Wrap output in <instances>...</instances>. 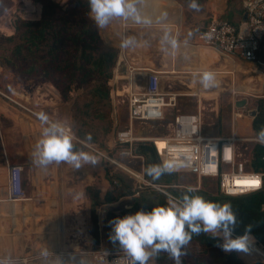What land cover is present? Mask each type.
Instances as JSON below:
<instances>
[{
    "label": "crops",
    "instance_id": "crops-1",
    "mask_svg": "<svg viewBox=\"0 0 264 264\" xmlns=\"http://www.w3.org/2000/svg\"><path fill=\"white\" fill-rule=\"evenodd\" d=\"M242 1L205 0L202 6L205 10L204 14L209 13L211 19H223L238 25L245 20ZM156 12L155 15L154 9L151 25L136 23L123 25V20H113L104 29L103 37L107 45L117 49L116 61L123 63L125 67L124 74L116 76L117 80L123 81L127 76L128 63V66L134 67L137 71L135 73L137 87L144 88L147 84L148 71H156L160 91L176 95V107L166 109L164 121L141 122L167 121L168 124L162 135L152 134L148 137L140 135L143 142H152L155 145L161 161L172 155L180 159L183 146L166 143L161 138L172 136L173 121L178 113L203 115V105L206 102L213 103V109L210 124L207 125V129L203 127L204 135L208 137L237 135L242 139H256L254 130L256 117L247 116V112L252 105L250 100L264 96V69L247 65L239 56H221L214 47L204 45L199 37L204 27L193 41L189 35L192 30V20L178 1L163 0L157 6ZM158 20L160 22H157ZM164 28L170 29L181 43L175 56H170L162 50L161 36ZM124 36L135 37L138 46L122 49L120 45ZM204 71L215 73L217 87L203 89L194 82L193 73ZM125 84L124 80L120 92L116 94L122 102L125 100ZM24 87L22 88L21 85L13 86L12 89L8 87L9 89L5 91L0 84V259L10 258L13 264H65L66 262L71 264L70 260H75L73 264H102L86 251L113 250L109 248L104 232H102L101 244L95 246L93 243L92 203L87 189L90 186H98L103 193L109 189L106 170L110 167L104 164L102 155L90 146L91 144L95 146V139L85 147L80 141H83L82 138L87 134L80 139L71 129L78 149L99 154L100 163L97 166L74 170L67 163L59 165L54 163L47 170H43L34 165L31 159L32 151L44 127L35 114L44 112L50 119H55L52 113H47L44 106L38 103L41 97L46 95L42 90L45 85L30 82L27 86L30 90L26 91ZM52 93L53 104H56L58 93L55 89ZM222 93L229 95L230 107L226 115L227 119L217 121V115L213 112ZM243 100L247 101L245 107L237 108L235 104ZM187 101H193L196 110L186 111L184 104ZM237 113H243V117L235 120ZM107 143L112 145L115 151L117 150L115 136L113 142ZM139 159L144 164L143 159ZM11 165L23 167L22 188L25 199L21 201L6 200L8 167ZM177 172L185 173L183 169ZM140 174L142 175L143 172ZM116 204L118 203L113 202L103 206L100 213L101 227L104 226L103 218L106 211L115 210L118 213L126 209ZM45 249L48 252L47 256L42 255ZM69 255L75 258L69 259ZM151 264H154V261Z\"/></svg>",
    "mask_w": 264,
    "mask_h": 264
},
{
    "label": "trees",
    "instance_id": "trees-1",
    "mask_svg": "<svg viewBox=\"0 0 264 264\" xmlns=\"http://www.w3.org/2000/svg\"><path fill=\"white\" fill-rule=\"evenodd\" d=\"M203 1L205 0H197V3L200 5ZM43 2L40 20L18 19L15 36H2L14 48L9 56L2 57L6 67L21 82L51 83L63 100H67L69 93L74 89L83 91L88 96L89 100L84 104L86 108L95 107V110H98L100 106L108 105L110 90L108 80L112 77L117 62V50L104 45L100 30L89 17L87 0H69L66 10L53 0ZM161 2L163 0H159L158 5ZM125 22L126 25L134 23ZM257 105L258 113L254 122L256 134L261 127H264V101L258 102ZM80 136L85 135L81 133ZM92 139L96 140L95 137ZM126 147V145L116 146L117 149ZM107 153L113 157L111 152ZM134 153L143 159V177L146 180L175 197L181 196L188 190L176 187L181 185L179 181L181 173L177 171L171 175H163L158 181H152L151 177L146 175V169L150 164L161 162L152 142L136 143ZM248 156L252 170L264 171V164L261 163L264 146L252 145ZM106 178L111 187L104 193L98 186H90L87 189L92 203L91 234L94 245L99 246L104 232L109 248L115 251L118 249V244L114 245L109 239L112 231L109 221L135 214L140 210L150 211L155 206H166L167 196L152 187L139 190L133 188V185L127 182L128 177L120 170L107 169ZM212 183L216 185L215 182ZM193 194H199L212 202H230L238 220L243 222L235 230L234 235H242L244 226L252 224L254 225L252 235L264 248V189L228 196L220 193L216 185L215 193L202 187L200 190H194ZM122 198H131V207L122 209L118 213L115 210L106 211L103 218L104 226L101 227L100 213L103 206ZM215 244L216 241L210 239L209 235H194L187 246L188 254L181 258L183 264H244L233 253H225ZM259 251L264 254L261 249ZM153 261L154 264H174L167 253H161ZM254 264H264V262L258 261Z\"/></svg>",
    "mask_w": 264,
    "mask_h": 264
},
{
    "label": "clouds",
    "instance_id": "clouds-1",
    "mask_svg": "<svg viewBox=\"0 0 264 264\" xmlns=\"http://www.w3.org/2000/svg\"><path fill=\"white\" fill-rule=\"evenodd\" d=\"M87 2L89 17L98 29L107 28L113 20L131 21L142 25L153 23L152 18L143 13L146 0ZM189 8L199 11L197 0H190ZM164 15L166 16V13ZM161 44L162 50L170 56H175L181 47V43L168 28L163 30ZM120 46L122 49L135 48L138 41L133 36H124ZM193 79L203 89L217 87L215 73L211 71L193 73ZM35 115L44 127L32 151L31 159L34 165L47 170L54 163H67L74 170H79L86 166L95 167L100 163L98 155L76 147L67 121L52 120L44 112ZM91 141V134H87L80 143L87 147ZM256 142L264 146V127L258 130ZM181 157L177 159L172 155L160 163L150 164L146 175L151 177L152 181H158L163 175H171L182 168L191 167V156L181 152ZM193 193V189H188L179 197L169 194L166 206H155L150 211L140 210L135 214L109 221L112 227L110 241L119 245L125 256L131 260V264H148L161 253H167L174 264H183L181 258L188 254L187 246L194 235L201 234L209 235L210 239L216 241L215 246L225 253H250L255 245V237L252 235L254 225H245L243 234L234 236L235 230L243 222L238 220L232 204L208 201ZM42 255H48L46 249ZM0 264H13V261L3 258L0 259Z\"/></svg>",
    "mask_w": 264,
    "mask_h": 264
},
{
    "label": "built area",
    "instance_id": "built-area-1",
    "mask_svg": "<svg viewBox=\"0 0 264 264\" xmlns=\"http://www.w3.org/2000/svg\"><path fill=\"white\" fill-rule=\"evenodd\" d=\"M242 8L245 16L243 22L235 25L227 20L211 19L200 31V40L204 45L217 49L221 56H239L247 65L264 69V0H243ZM128 65L127 63V76L123 78L126 82L123 103L127 107L128 126L115 133V143L127 146L118 151L119 156L134 159L140 158L134 153L135 144L143 140L135 136L133 123L164 121L166 109L176 107V95L160 91L156 71H148L147 84L144 88L137 87L135 80L137 71ZM116 70L117 68L113 71V78L118 76ZM259 100H264V96ZM253 113H258V105L254 110L247 112L249 116ZM239 117H243V113H237L235 120ZM161 140L183 146L182 152L191 156V167L182 169L185 173L195 176L199 183L196 187H186V189L200 190L203 180L215 182L220 193L228 196L264 189V171L252 170L248 158L252 145L258 144L256 139H242L237 135L208 137L203 134V118L200 113H178L173 121L172 136L161 138ZM96 151L107 161L117 164L130 175L137 177L139 184L136 189L152 187L168 197V192L146 180L140 173ZM261 163L264 164V157ZM22 173L23 167L20 165L8 167L6 200L25 199ZM176 187L185 188L184 186ZM89 253L102 264H131V260L125 256L119 245L115 251L101 250Z\"/></svg>",
    "mask_w": 264,
    "mask_h": 264
},
{
    "label": "rangeland",
    "instance_id": "rangeland-1",
    "mask_svg": "<svg viewBox=\"0 0 264 264\" xmlns=\"http://www.w3.org/2000/svg\"><path fill=\"white\" fill-rule=\"evenodd\" d=\"M43 1L44 0H0V84L4 87L3 90L5 91L6 89H9L8 87L12 89L13 86L19 87L20 85L22 88L25 86L24 89L28 91L30 89H27V86L31 81L30 82L19 81V78L8 67H6L2 57L9 56L10 51H12L14 48L11 44H9V42L3 39L2 36L3 37L15 36L16 34L15 25L18 19H22L26 21L40 20L43 12V3H44ZM53 1L58 3L63 10H66L69 4V0H53ZM158 1L159 0H146L145 5L143 7L144 15L151 17L152 20H153L154 9L156 10L158 6ZM176 1H178V3L184 6L185 13L188 14L192 20L193 25L191 26L192 29L191 37L192 40L194 41L199 31L203 27H205L210 22L211 19L209 13L207 15L204 14L205 10L202 6L204 1L199 5L200 6L199 11L190 9L188 0H176ZM123 23L124 25H126L125 21H123ZM131 24L134 23H130L129 25ZM99 30H100V37L102 38L104 45L111 47L107 45V43L104 41L103 37L105 30L104 29H99ZM106 32L108 31L106 30ZM115 63L116 65L114 69H116L118 65V62ZM113 74L112 77L108 80V86L110 88L109 103L108 105L100 106L98 110H95V107H91V108L85 107L84 104L88 102L89 98L83 91H77L72 89L71 92L69 93L68 99L63 100L60 93L54 88V86L51 83L42 84L45 85V87H43L42 90H43V94H46L45 95L46 97L45 96H44L45 98L41 97L38 103L44 106L45 108L44 110H46L47 113L49 114L52 113V116L54 117L55 120L67 121L70 125L71 131H73L76 137L81 139L82 138L80 136L81 133H84V135L91 134L92 137L96 138L95 146L89 144L91 147H94L96 150L104 153V155L108 157H110V155L107 154L106 152L111 151L113 156L111 158L115 159L117 163L122 164L123 166L131 170L142 173L144 164H142L141 159L139 158L129 159L123 156H119L118 151H120V149L119 148L117 149L115 147L117 149L115 151L112 148V145L110 146L107 143L108 141L113 142L115 133L118 130L128 126V118H127L125 104L121 100H119L120 97L117 98L116 96V94L118 95V92H120V88L121 85H123V81H121L120 79L117 80V78H113ZM32 83H35L36 85H41L40 83H36V82H32ZM53 89L57 91L59 96L58 102L56 104H53L54 102L53 101L54 98L52 95ZM30 93L31 95H33L32 92ZM260 101H264V100H259V99L250 100V103L252 105L250 106L249 110L250 111L254 110V108H256V105ZM212 104L213 103L206 102L203 105L204 117L203 115L202 117L204 122V126H203L204 129H207L208 127L207 125L210 124L209 121L212 113L211 111L213 109ZM184 105L186 107L185 109L186 111L193 112L194 110H196L193 101H187L185 102ZM229 107H230L229 95L226 93L220 94L218 98L217 108L213 112L215 115H217V119H218L217 121L227 119L226 115L229 111ZM101 115H103L104 117L101 118L100 117ZM247 116L249 115L247 114ZM167 125H168L167 121L163 123L135 122L133 123V130L135 134L139 137L140 135H144L148 137L149 135L152 136V134L160 135L161 133L165 132ZM97 155L99 156V154ZM101 158H103L104 164L107 165V167H110V169L112 170L116 169L122 171L128 177L127 182L132 184L133 188L138 187L139 181L137 177L130 175L126 170L121 169L117 164H113L107 161L103 156ZM179 181L181 183V185L179 186H184L185 188L196 187L199 183L196 177L189 176L185 173L180 174ZM202 187L203 189L211 193L216 192V185L210 181L203 180ZM115 202L118 203L116 205L121 206V208L126 207V209H128L132 204V199L122 198ZM254 246H256V249L253 248V250L247 254L237 253V252H232V253L235 255L236 258H238L244 264H254L258 261L264 262V257L260 255V251H259L261 249L264 252V248L261 245H259L256 242V240ZM82 250L86 251L85 249ZM90 251L91 250H88L86 252H90ZM66 252H68V250ZM71 252L74 251L71 250ZM72 257L74 256L69 255V259H73ZM70 261L71 264H73L75 260H70ZM149 263L150 264L153 263V260H150ZM65 264H67V262Z\"/></svg>",
    "mask_w": 264,
    "mask_h": 264
},
{
    "label": "water",
    "instance_id": "water-1",
    "mask_svg": "<svg viewBox=\"0 0 264 264\" xmlns=\"http://www.w3.org/2000/svg\"><path fill=\"white\" fill-rule=\"evenodd\" d=\"M124 71H125L124 64L121 63V62H118L117 70H116L117 74L122 75V74H124ZM246 103H247V101H244V100H243V101H238V102L235 104V106H236L237 108H241V109H242L243 107H245ZM253 117H256V113H253ZM234 236H236V235H234Z\"/></svg>",
    "mask_w": 264,
    "mask_h": 264
},
{
    "label": "bare ground",
    "instance_id": "bare-ground-1",
    "mask_svg": "<svg viewBox=\"0 0 264 264\" xmlns=\"http://www.w3.org/2000/svg\"><path fill=\"white\" fill-rule=\"evenodd\" d=\"M124 21V20H123ZM254 249H256V246L253 247ZM260 254L264 257V254L260 252Z\"/></svg>",
    "mask_w": 264,
    "mask_h": 264
}]
</instances>
